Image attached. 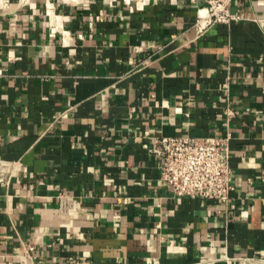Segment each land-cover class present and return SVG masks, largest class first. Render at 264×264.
I'll return each instance as SVG.
<instances>
[{
	"label": "crops",
	"instance_id": "1",
	"mask_svg": "<svg viewBox=\"0 0 264 264\" xmlns=\"http://www.w3.org/2000/svg\"><path fill=\"white\" fill-rule=\"evenodd\" d=\"M230 8L0 1V264H259L264 0ZM227 132L229 202L176 195L157 139Z\"/></svg>",
	"mask_w": 264,
	"mask_h": 264
},
{
	"label": "built area",
	"instance_id": "2",
	"mask_svg": "<svg viewBox=\"0 0 264 264\" xmlns=\"http://www.w3.org/2000/svg\"><path fill=\"white\" fill-rule=\"evenodd\" d=\"M7 4L8 0H0ZM233 0H195L196 28L203 33L210 26L222 22L230 24L242 19L231 11ZM204 11V14H203ZM234 113L228 109V115ZM231 133L209 136H163L157 139L153 152L162 157L160 175L178 196L217 198L228 203L236 189L231 167ZM0 160V181L6 178ZM28 250H33L29 246ZM259 264H264V258Z\"/></svg>",
	"mask_w": 264,
	"mask_h": 264
},
{
	"label": "bare ground",
	"instance_id": "3",
	"mask_svg": "<svg viewBox=\"0 0 264 264\" xmlns=\"http://www.w3.org/2000/svg\"><path fill=\"white\" fill-rule=\"evenodd\" d=\"M203 14H204V11H203Z\"/></svg>",
	"mask_w": 264,
	"mask_h": 264
}]
</instances>
